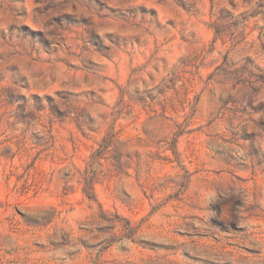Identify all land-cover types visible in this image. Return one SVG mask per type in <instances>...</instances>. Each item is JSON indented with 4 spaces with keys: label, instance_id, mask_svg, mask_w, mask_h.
<instances>
[{
    "label": "rangeland",
    "instance_id": "obj_1",
    "mask_svg": "<svg viewBox=\"0 0 264 264\" xmlns=\"http://www.w3.org/2000/svg\"><path fill=\"white\" fill-rule=\"evenodd\" d=\"M105 7L138 8L156 26L106 33L113 48L91 38L83 84L69 94L96 97L90 116L102 122L25 121L27 98L11 81L0 88V264H264V174L213 167L205 129L214 121L200 86L240 45L264 52V0H24L22 11L62 9L53 19L73 21L78 9ZM134 77L154 86L129 91ZM205 182L232 195L207 206L214 215L202 230L191 221Z\"/></svg>",
    "mask_w": 264,
    "mask_h": 264
},
{
    "label": "clouds",
    "instance_id": "obj_2",
    "mask_svg": "<svg viewBox=\"0 0 264 264\" xmlns=\"http://www.w3.org/2000/svg\"><path fill=\"white\" fill-rule=\"evenodd\" d=\"M56 2L59 3V0ZM113 6L123 7L119 3ZM23 7L24 0H0V88L11 81L27 98L19 101L23 104L21 114L25 121L35 119L45 126L49 119L74 120L82 124L93 119L102 122L101 115L90 116V106L100 103L96 97L87 93L69 94L83 84L77 71L82 67L81 61L94 51L91 38L98 35L106 48H113L114 38L106 33L144 32L145 29L155 28V18L138 8L117 13L105 7L94 12L78 9L80 14L73 21H68L53 19L59 16L62 9L47 12L41 9L40 13L33 12L26 17ZM29 22L41 28L44 35H34L22 27ZM247 57H251V61ZM66 65H76L77 68L70 69ZM133 79L135 83L131 84L129 91L131 88L143 91L154 86L140 82L146 77ZM183 83L182 80L177 81V90ZM200 86L209 101L205 108L214 121L210 128L205 129V150H212L210 156L216 161L213 167L235 165L236 168L264 174V52L258 47L240 45L229 53L227 62L218 70L213 81L207 85L201 81ZM57 88L67 91L58 93ZM33 91L40 93L39 99L32 96ZM109 111L115 109H105V113ZM95 122L92 127H96ZM162 147L166 149L167 145ZM128 163L135 166V158ZM234 187L237 193L242 189L239 184ZM261 188L264 190V185ZM194 191L199 211L194 213L196 218L191 223L203 230L214 215L205 210L207 206L232 193L227 186L206 182ZM248 232H254L251 225ZM260 232L264 236V229ZM188 250L193 256L203 255L199 249Z\"/></svg>",
    "mask_w": 264,
    "mask_h": 264
},
{
    "label": "trees",
    "instance_id": "obj_3",
    "mask_svg": "<svg viewBox=\"0 0 264 264\" xmlns=\"http://www.w3.org/2000/svg\"><path fill=\"white\" fill-rule=\"evenodd\" d=\"M216 37L218 38V31H215Z\"/></svg>",
    "mask_w": 264,
    "mask_h": 264
}]
</instances>
